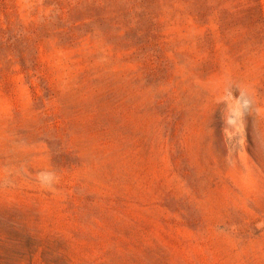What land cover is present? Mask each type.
Here are the masks:
<instances>
[{"label": "rangeland", "instance_id": "obj_1", "mask_svg": "<svg viewBox=\"0 0 264 264\" xmlns=\"http://www.w3.org/2000/svg\"><path fill=\"white\" fill-rule=\"evenodd\" d=\"M0 264H264V0H0Z\"/></svg>", "mask_w": 264, "mask_h": 264}]
</instances>
